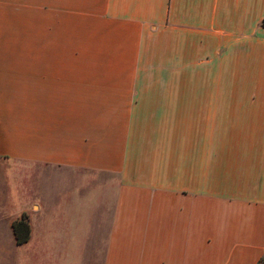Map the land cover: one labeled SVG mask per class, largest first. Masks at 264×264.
I'll use <instances>...</instances> for the list:
<instances>
[{"label": "crops", "instance_id": "obj_1", "mask_svg": "<svg viewBox=\"0 0 264 264\" xmlns=\"http://www.w3.org/2000/svg\"><path fill=\"white\" fill-rule=\"evenodd\" d=\"M262 257L264 0H0V264Z\"/></svg>", "mask_w": 264, "mask_h": 264}, {"label": "rangeland", "instance_id": "obj_2", "mask_svg": "<svg viewBox=\"0 0 264 264\" xmlns=\"http://www.w3.org/2000/svg\"><path fill=\"white\" fill-rule=\"evenodd\" d=\"M20 177H21L20 178V182L25 184L27 187L31 186L32 182L34 184L35 183L37 184V183L45 182L44 181L45 177L42 174H39V173H35L31 177H28V175L20 174ZM61 178L62 179H59V182L61 183V186L63 187L62 190L64 189L63 192H65L67 194V193H70L71 190H74V188H73L74 187V185H73L74 181L72 180L71 176H69L67 174H63ZM98 182H99L100 185L102 183H104V184L109 183L110 185L114 184L115 187H116L117 186V177L114 176V175L107 176V175L100 174V175H98ZM68 195H70V194H68ZM100 195H102V193H100ZM55 199H58V197L55 198ZM56 201L58 202V200H56ZM104 210L107 211V208L105 207Z\"/></svg>", "mask_w": 264, "mask_h": 264}, {"label": "trees", "instance_id": "obj_3", "mask_svg": "<svg viewBox=\"0 0 264 264\" xmlns=\"http://www.w3.org/2000/svg\"><path fill=\"white\" fill-rule=\"evenodd\" d=\"M13 230L17 236V240L19 243H23L28 240L29 238V225L27 222V216L23 214L18 221L13 223ZM264 261V257L256 264H261Z\"/></svg>", "mask_w": 264, "mask_h": 264}]
</instances>
